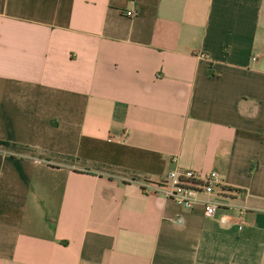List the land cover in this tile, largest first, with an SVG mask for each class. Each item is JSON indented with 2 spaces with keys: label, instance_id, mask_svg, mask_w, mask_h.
Masks as SVG:
<instances>
[{
  "label": "crops",
  "instance_id": "crops-1",
  "mask_svg": "<svg viewBox=\"0 0 264 264\" xmlns=\"http://www.w3.org/2000/svg\"><path fill=\"white\" fill-rule=\"evenodd\" d=\"M0 141V264H264V0H0Z\"/></svg>",
  "mask_w": 264,
  "mask_h": 264
},
{
  "label": "built area",
  "instance_id": "built-area-1",
  "mask_svg": "<svg viewBox=\"0 0 264 264\" xmlns=\"http://www.w3.org/2000/svg\"><path fill=\"white\" fill-rule=\"evenodd\" d=\"M126 15L131 18L136 16L134 12H127ZM200 57L206 58V55L201 54ZM221 184L220 175L215 171L175 169L169 172L165 182L152 191L161 193L167 200L184 210L193 211L202 205L205 216L214 218L221 207L214 199Z\"/></svg>",
  "mask_w": 264,
  "mask_h": 264
},
{
  "label": "trees",
  "instance_id": "trees-1",
  "mask_svg": "<svg viewBox=\"0 0 264 264\" xmlns=\"http://www.w3.org/2000/svg\"><path fill=\"white\" fill-rule=\"evenodd\" d=\"M0 150L9 153L13 157H30L32 159H39L42 161H45L49 164H51L54 161H59L64 164H69V165H74L76 163H82L81 160L74 158V157H69V156H62V155H56V154H46L45 152H41L37 149L28 147V146H23L19 144H14L11 142H4L0 141ZM97 169L100 170H106V172H110L111 174H116V173H123L127 174L130 176L132 180H138L139 176L131 171L128 170H122L114 167H109L101 164H95ZM234 191L235 190H231Z\"/></svg>",
  "mask_w": 264,
  "mask_h": 264
},
{
  "label": "rangeland",
  "instance_id": "rangeland-1",
  "mask_svg": "<svg viewBox=\"0 0 264 264\" xmlns=\"http://www.w3.org/2000/svg\"><path fill=\"white\" fill-rule=\"evenodd\" d=\"M217 199H219V198L217 197Z\"/></svg>",
  "mask_w": 264,
  "mask_h": 264
}]
</instances>
